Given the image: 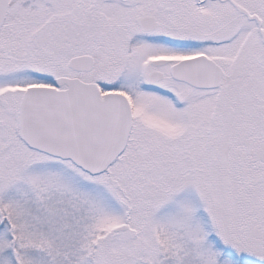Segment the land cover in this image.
<instances>
[{
    "label": "snow or ice",
    "instance_id": "obj_1",
    "mask_svg": "<svg viewBox=\"0 0 264 264\" xmlns=\"http://www.w3.org/2000/svg\"><path fill=\"white\" fill-rule=\"evenodd\" d=\"M0 264H264V0H0Z\"/></svg>",
    "mask_w": 264,
    "mask_h": 264
}]
</instances>
